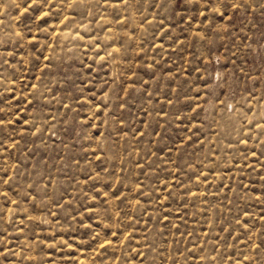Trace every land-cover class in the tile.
I'll return each instance as SVG.
<instances>
[{"label": "rangeland", "instance_id": "obj_1", "mask_svg": "<svg viewBox=\"0 0 264 264\" xmlns=\"http://www.w3.org/2000/svg\"><path fill=\"white\" fill-rule=\"evenodd\" d=\"M0 264H264V0H0Z\"/></svg>", "mask_w": 264, "mask_h": 264}]
</instances>
